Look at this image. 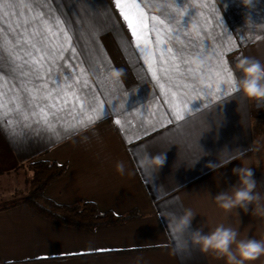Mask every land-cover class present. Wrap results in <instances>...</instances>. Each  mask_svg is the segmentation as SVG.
<instances>
[{"label":"crops","instance_id":"obj_1","mask_svg":"<svg viewBox=\"0 0 264 264\" xmlns=\"http://www.w3.org/2000/svg\"><path fill=\"white\" fill-rule=\"evenodd\" d=\"M138 2L165 21L158 25L163 43L156 45L155 32L149 37L155 78L114 0L53 3L75 49L65 67L74 79L86 81L79 84L84 108L63 113L51 127L0 118V178L18 187L14 202L0 207V264H137V257L139 264H224L192 245L191 231L207 233L224 224L252 238L264 235V217L252 215L251 204L247 212H225L213 199L237 184L232 168L240 161L208 166L221 149L222 158L242 154L257 181L255 190L264 194V143L258 152L250 150L254 140L264 142V102L258 108L239 90L225 95L227 85L217 91L214 75L215 52L222 48H231L223 59L236 78L240 56L264 62V0L248 6L241 0ZM167 48L177 59L162 65L161 51L171 55ZM112 67L124 70L119 81L107 78ZM159 153L166 157L159 170L140 165L143 157ZM35 160L66 164L64 174L44 189L56 203L92 201L102 212L138 215L94 230L41 217L21 202L29 192L28 163ZM118 161L123 174L116 170ZM189 208L194 213L189 228L177 235L172 221ZM253 264H264V255Z\"/></svg>","mask_w":264,"mask_h":264},{"label":"snow or ice","instance_id":"obj_2","mask_svg":"<svg viewBox=\"0 0 264 264\" xmlns=\"http://www.w3.org/2000/svg\"><path fill=\"white\" fill-rule=\"evenodd\" d=\"M114 2L127 23L132 42L144 54L155 78L154 61L149 54L153 41L149 37L151 32H155L156 45L162 44L158 25H164L165 21L157 15L150 16L146 11L147 5L142 6L138 0ZM53 3H59V0H0V118L11 115L51 127L63 113L84 108V98L80 95L83 89L79 84L86 81L74 79L76 74L65 67L69 53L74 56L75 49L71 46L68 31L61 26L56 14L58 9L53 7ZM168 19L175 21L172 16ZM175 31L178 32L179 27ZM166 51L171 55L166 56L161 51L162 65L177 59L172 48ZM224 51H231V48L215 52L219 63L214 75L217 91H220V85L228 86L224 90L226 95L235 88L232 71L223 59ZM170 67L179 71L175 65ZM61 68L62 73L59 71ZM95 71L99 72V69ZM163 71L167 73L169 68H163ZM175 116L179 120L180 112L176 111ZM87 122L92 123L93 117L87 116ZM115 123L120 124V121Z\"/></svg>","mask_w":264,"mask_h":264},{"label":"clouds","instance_id":"obj_3","mask_svg":"<svg viewBox=\"0 0 264 264\" xmlns=\"http://www.w3.org/2000/svg\"><path fill=\"white\" fill-rule=\"evenodd\" d=\"M244 6H248L251 0H241ZM235 71H239L241 76L234 77L233 84L235 90H239L248 100L256 102L258 108L264 102V62L249 56H240L235 64ZM124 70L112 67L106 74L107 78L113 82L119 81L123 76ZM262 140L256 139L250 146L252 152L260 151ZM217 152L215 163L209 162L208 166L212 169L225 167L233 160H239V166L232 168V173L237 177V184L230 191L218 193L213 197L218 207L228 212L235 208L248 211L251 204L252 215L264 217V194L257 192V181L253 178L252 168L248 160L242 154L229 155L226 158ZM165 154L159 153L152 156H145L140 160V165L148 169L159 170L165 164ZM116 170L123 174L124 164L118 161L115 165ZM194 216L192 210L185 209L184 212L175 217L172 221V231L177 235H182L188 228ZM190 242L198 246L201 253H211L214 259H223L224 264H253L260 256L264 255V235L259 239L252 238L246 234H241L238 227L217 224L207 233L201 230H193L190 235ZM140 258L137 257V264Z\"/></svg>","mask_w":264,"mask_h":264},{"label":"trees","instance_id":"obj_4","mask_svg":"<svg viewBox=\"0 0 264 264\" xmlns=\"http://www.w3.org/2000/svg\"><path fill=\"white\" fill-rule=\"evenodd\" d=\"M32 178L29 192L21 201L41 217L69 227L88 230L107 224L120 223L137 216L132 211L126 215H117L113 211L102 212L92 201H78L71 204H60L44 195V189L62 176L66 164L50 160L29 161Z\"/></svg>","mask_w":264,"mask_h":264},{"label":"rangeland","instance_id":"obj_5","mask_svg":"<svg viewBox=\"0 0 264 264\" xmlns=\"http://www.w3.org/2000/svg\"><path fill=\"white\" fill-rule=\"evenodd\" d=\"M27 169H30L29 164H28ZM24 173H28V172H26V170H25ZM29 173H30V176L32 178V171L30 170ZM26 178H27V176H26ZM31 178H30V180H31ZM25 182L26 183L23 184V185H25V188L23 186H20V187H22L21 188L22 190H26V188L28 186L27 180ZM15 188H18V187H16V184L14 182H12V181L10 182L8 180L5 181V179L0 178V207L5 206V205H9L12 202H14V200L16 199V197H14V195H13L15 192ZM18 197L19 196L17 195V198Z\"/></svg>","mask_w":264,"mask_h":264}]
</instances>
